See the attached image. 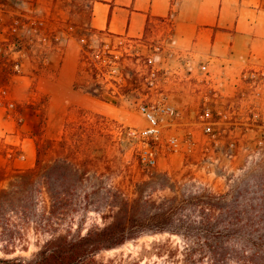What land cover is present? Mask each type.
<instances>
[{
    "label": "rangeland",
    "instance_id": "374dc122",
    "mask_svg": "<svg viewBox=\"0 0 264 264\" xmlns=\"http://www.w3.org/2000/svg\"><path fill=\"white\" fill-rule=\"evenodd\" d=\"M140 49L122 38L77 28L68 14L53 6L46 14L26 18L25 46L14 39L9 48L0 49V110L12 113L8 120L0 119V256L29 257L53 236L83 235L92 226L108 224L112 212L118 209L117 205L110 207L111 194L119 192L129 204L138 199L142 205L130 209L143 220L135 228L140 234L100 252L96 256L99 260H112L114 264H182L183 250L193 249L195 264H248V260L264 264L263 145L255 144L253 150H240L228 158L212 144L207 149L201 147L204 139L196 134L186 152H160L157 165L144 168L138 163L134 145L120 128L141 129L147 125L132 104L138 90L119 104L112 103L110 97L108 101L92 96L95 104H110L111 110L105 113L66 104L59 115L60 106L48 104L49 94L39 93V73L53 59L58 62L70 54L78 58L80 79L89 84L91 76L84 69L87 60L103 71L124 64L132 72L131 85L139 86L143 81L134 74L144 68L145 62L143 56L136 61L134 53ZM18 50L20 56L14 57L12 53ZM158 62L155 60L159 66ZM26 73L33 78L27 100L35 104H16L22 97H12L8 84ZM23 99L26 101V96ZM121 104H126L124 107L135 119L123 121L113 113V107ZM24 107L41 111L40 119L30 129L36 152L29 168L20 164L24 160L20 143L26 135L21 114ZM14 138L20 143L12 142ZM63 171L76 185V191L71 199L62 194L63 204L52 205L46 176L54 182ZM191 196L194 198L188 200ZM209 197L213 207L207 203ZM170 198L174 199L176 216L197 222L202 211L216 214L218 227L225 233L224 244L230 248L225 263H215L198 249L201 238L196 230L187 237L154 231L159 225L150 218L160 203Z\"/></svg>",
    "mask_w": 264,
    "mask_h": 264
},
{
    "label": "crops",
    "instance_id": "0c3cea01",
    "mask_svg": "<svg viewBox=\"0 0 264 264\" xmlns=\"http://www.w3.org/2000/svg\"><path fill=\"white\" fill-rule=\"evenodd\" d=\"M0 5H3L0 8V49L9 48L14 39L25 46L26 18L31 14H46L53 6L68 14L75 27L134 40L139 42L136 46H140L142 52L152 45H162L159 54L164 60L162 65L179 69L181 62L170 58L169 54L181 53L191 58L192 74L197 75L198 64L206 63L215 81L221 83L224 93L231 94L236 76L245 67L264 69V0H0ZM20 52L18 50L12 55L19 57ZM131 73L125 69L122 79H119L131 85ZM135 73L137 75V70ZM82 81L78 58L70 54L58 62L53 59L52 64L45 66L38 75L37 87L39 93L49 94L48 104L60 106L58 115L62 114L66 104L96 113L110 111V104H95L91 95L76 88V84ZM32 85L33 78L27 73L9 82L12 97H22L16 104H35L27 100ZM169 100L174 107L183 109L185 120L198 106L185 91L172 92ZM124 105L113 107V113L123 121L135 119ZM40 112L36 107L21 108L26 135L22 143L19 139L12 140L22 146L24 160L20 164L26 168L31 167L35 160V142L30 129L33 122L40 119ZM11 115L0 110L1 120H8ZM192 129L194 137L205 138L199 128ZM181 131L184 132L182 128L175 132ZM187 146L189 144H183L175 152H186L189 150ZM202 146L210 147L201 142Z\"/></svg>",
    "mask_w": 264,
    "mask_h": 264
},
{
    "label": "built area",
    "instance_id": "2783aa9c",
    "mask_svg": "<svg viewBox=\"0 0 264 264\" xmlns=\"http://www.w3.org/2000/svg\"><path fill=\"white\" fill-rule=\"evenodd\" d=\"M124 40L139 44L128 38ZM162 48V45L155 44L145 54L135 51L136 61L143 56L145 62L144 68L137 70L136 76L143 81L139 86L123 83L124 64L109 66L106 71L94 61L87 60L84 66L90 80L99 85L94 87V92L101 90L105 99H114V104L128 99L129 94L138 90L132 104L147 125L141 129L120 128L134 145L140 166L152 168L157 165L160 152L173 153L183 144H194L193 127L200 128L205 136L203 145L212 144V147L225 152L228 158L240 150H253L255 144L264 146V69L245 67L236 76L231 94L224 93L221 83L215 81L206 63L198 64L197 75L192 74L188 55L169 54L170 58L181 62V71L162 65L164 61L159 56ZM157 59L159 66L155 64ZM175 91L189 93L193 104H198L193 115L186 120L183 109L174 107L169 100ZM180 128L184 132H175Z\"/></svg>",
    "mask_w": 264,
    "mask_h": 264
},
{
    "label": "trees",
    "instance_id": "16d2710c",
    "mask_svg": "<svg viewBox=\"0 0 264 264\" xmlns=\"http://www.w3.org/2000/svg\"><path fill=\"white\" fill-rule=\"evenodd\" d=\"M83 54V53H82ZM89 84L87 80H83L81 84H76V88L82 87V91L89 95L105 99L102 96V91L94 92V87L99 86L91 80ZM65 170V169H64ZM67 172L59 173V179L54 182L46 176V187L50 194L52 205L63 204L62 194L66 198H73L76 185L72 181L67 180ZM111 209L117 205L118 209L112 210V220L103 226H92L83 235L53 236L47 240L43 246L29 257L25 256H0V264H114L112 260H99L97 255L102 251H108L118 247L127 240L133 239L140 233L136 232L135 228L143 222L137 219L135 211H130L132 208L136 210L142 206L134 200L133 204L128 203V199L121 196V193L114 192L111 194ZM194 196L188 197L193 199ZM174 199H165L157 207V211L151 216V221L159 227L156 232H167L168 234L187 237V235L196 230L201 245L199 250L206 254L215 263H225L230 253L229 246L225 245L224 230L218 227L219 220L216 214L210 212L202 213L199 220L194 222L187 217L176 216L173 210ZM209 206L213 207L212 197L207 200ZM136 204V205H134ZM172 226H165V224ZM228 232V231H227ZM193 249H184L181 254L182 264H195L193 260ZM138 264V263H135ZM248 264H259L256 260H248Z\"/></svg>",
    "mask_w": 264,
    "mask_h": 264
}]
</instances>
